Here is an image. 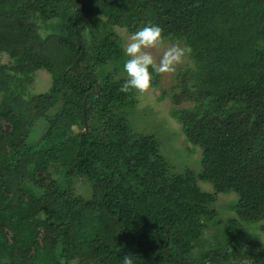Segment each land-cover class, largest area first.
Returning a JSON list of instances; mask_svg holds the SVG:
<instances>
[{
  "label": "trees",
  "instance_id": "16d2710c",
  "mask_svg": "<svg viewBox=\"0 0 264 264\" xmlns=\"http://www.w3.org/2000/svg\"><path fill=\"white\" fill-rule=\"evenodd\" d=\"M83 1L0 0V264H121L129 253L134 264H264L240 225L264 233V0ZM148 24L192 49L177 83L204 91L172 116L201 153L199 175L171 173L158 139L130 126L118 31ZM57 167L87 178L91 198L48 181ZM226 194L237 218L195 253Z\"/></svg>",
  "mask_w": 264,
  "mask_h": 264
},
{
  "label": "rangeland",
  "instance_id": "374dc122",
  "mask_svg": "<svg viewBox=\"0 0 264 264\" xmlns=\"http://www.w3.org/2000/svg\"><path fill=\"white\" fill-rule=\"evenodd\" d=\"M38 27L39 34L43 36L45 33L44 24L39 23L37 25V28ZM118 32L121 33V36H125L126 38L129 36L125 33V30H119ZM90 40L87 42L89 43ZM92 40H95V38H92ZM1 63H8V58L5 55L0 56V64ZM187 65H189L188 61L184 65L178 67L177 72L173 74H157L154 79L158 81V87H151L149 91L144 94L135 92L136 107L134 113H131L128 119L135 133L138 135H152L158 139L161 145L160 153L168 161L169 168L172 171L171 173H181L182 170H189L194 175H199L202 172L201 153L185 139L180 124L172 116L174 110L177 108L181 109L194 106L199 99V94H202L204 91V85L197 81L190 85L186 83H177L180 70L184 72L186 70H192L186 69L185 67ZM182 75H179L180 78ZM38 76L42 77L41 75ZM194 77H196V75ZM121 79L123 81L125 80L124 77ZM37 91L39 90L36 88L34 92ZM163 95H165V97H163ZM173 98L176 101V106L172 102ZM8 128L9 126L6 125L5 129ZM80 132H82V129L73 130L74 134ZM49 180H52L62 188L68 185L75 197L81 201L85 202L92 196L87 178L74 177L66 180L59 167L55 168V171L53 170V175L48 178V181ZM198 185L202 190L207 192L208 190L206 189H212L208 183L199 182ZM215 199V204L210 208L214 216V221L204 225L203 236L195 245V253H198L202 249H208L222 241L220 223L222 221L237 218V214L233 212V204L237 199L234 194L217 195ZM217 222L220 223L216 225ZM240 225L245 232L243 236L246 241L250 240V242L254 244L253 247L258 251L264 248V233H262L257 226ZM39 236L43 245H52L57 240V234L53 229H42L39 232Z\"/></svg>",
  "mask_w": 264,
  "mask_h": 264
},
{
  "label": "clouds",
  "instance_id": "9594fccd",
  "mask_svg": "<svg viewBox=\"0 0 264 264\" xmlns=\"http://www.w3.org/2000/svg\"><path fill=\"white\" fill-rule=\"evenodd\" d=\"M122 47L127 59L123 63L126 78L119 88L121 93L148 92L152 86L153 73H176L178 67L184 65L192 54L191 47L182 40H166L163 29L155 24L138 28L127 37ZM74 72L77 75L75 68ZM133 258L131 253L123 255L121 264H134Z\"/></svg>",
  "mask_w": 264,
  "mask_h": 264
},
{
  "label": "water",
  "instance_id": "95a60500",
  "mask_svg": "<svg viewBox=\"0 0 264 264\" xmlns=\"http://www.w3.org/2000/svg\"><path fill=\"white\" fill-rule=\"evenodd\" d=\"M82 10H84V1L83 0H82ZM85 110H86V99L83 102V127H84V131L87 133L88 132V126H87V121H86V112H85Z\"/></svg>",
  "mask_w": 264,
  "mask_h": 264
}]
</instances>
